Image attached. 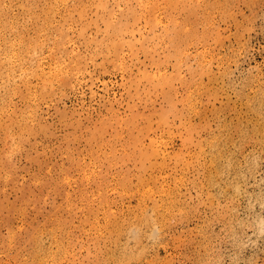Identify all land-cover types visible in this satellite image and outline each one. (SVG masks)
Returning a JSON list of instances; mask_svg holds the SVG:
<instances>
[{
	"label": "rangeland",
	"instance_id": "rangeland-1",
	"mask_svg": "<svg viewBox=\"0 0 264 264\" xmlns=\"http://www.w3.org/2000/svg\"><path fill=\"white\" fill-rule=\"evenodd\" d=\"M263 224L264 0H0V264H264Z\"/></svg>",
	"mask_w": 264,
	"mask_h": 264
},
{
	"label": "bare ground",
	"instance_id": "bare-ground-1",
	"mask_svg": "<svg viewBox=\"0 0 264 264\" xmlns=\"http://www.w3.org/2000/svg\"><path fill=\"white\" fill-rule=\"evenodd\" d=\"M143 3H144V2H143ZM144 5H145V4H144ZM141 7H142V6H141ZM146 8H147V6L145 7V9H146ZM139 10H140V9H139ZM139 10H138V11H139ZM141 10H143V8H142ZM149 11H150V10H149ZM133 12H134V11H133ZM142 13H143V12H142ZM144 13H145V12H144ZM144 13H143V14H144ZM134 14H135V13H134ZM138 15H139V14H138ZM149 15H150V14H149ZM131 16H132V15H131ZM131 16H130V17H131ZM135 17H136V15H135ZM128 19H129V18H128ZM131 19H132V18H131ZM126 23H127V22H126ZM126 23H125V24H126ZM131 25H132V24H131ZM132 28H133V27H132ZM132 28H131V29H132ZM131 29H130V31H131ZM127 33H128V32H127ZM128 34H129V33H128ZM93 44H94V43H93ZM94 45H95V44H94ZM193 94H194V93H193ZM245 98H246V97H245ZM260 108H261V107H260ZM194 140H195V139H194ZM174 142H175V141H174ZM205 147H206V146H205ZM165 183H166V182H165ZM150 188H151V187H150ZM263 225H264V224H263ZM113 237H114V236H113ZM53 243H54V242H53ZM221 256H222V255H221ZM114 260H115V259H114Z\"/></svg>",
	"mask_w": 264,
	"mask_h": 264
}]
</instances>
